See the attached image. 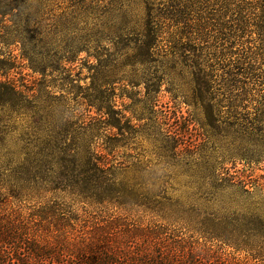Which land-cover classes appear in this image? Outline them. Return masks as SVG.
Here are the masks:
<instances>
[{
    "label": "trees",
    "instance_id": "obj_1",
    "mask_svg": "<svg viewBox=\"0 0 264 264\" xmlns=\"http://www.w3.org/2000/svg\"><path fill=\"white\" fill-rule=\"evenodd\" d=\"M149 1L142 5L153 6ZM190 3L169 0L163 12L147 7L142 21L116 28L115 37L136 36L128 49L147 85L155 80L154 89L145 90L152 101L165 82L173 83L172 63L193 76L202 66L199 61L208 58L211 71L203 74L198 100L208 102L202 107L209 111L211 90L231 92L238 76L249 77L254 58V70L261 69L264 0H225L220 8H191ZM253 34L259 44L249 48L245 38ZM160 57L168 60L161 67L171 73L152 72ZM262 78L259 74L256 81L264 84ZM22 93L16 83L0 82V101ZM100 107L103 136L85 142L69 124L55 123L51 134L39 137V144L28 142L18 154L6 144L0 147V264H264V214L251 200L223 195L232 187L245 188V180L230 169H218L199 146H187L179 131H169L172 149L164 148L159 157L196 165L209 176V184L196 191L201 198L187 206L168 196V184L153 192L140 182H127L121 177L125 162L108 132L117 128L121 143L124 116L110 106ZM183 119L186 127L195 124ZM133 212L164 222H146ZM170 220L180 225L165 223Z\"/></svg>",
    "mask_w": 264,
    "mask_h": 264
},
{
    "label": "rangeland",
    "instance_id": "obj_2",
    "mask_svg": "<svg viewBox=\"0 0 264 264\" xmlns=\"http://www.w3.org/2000/svg\"><path fill=\"white\" fill-rule=\"evenodd\" d=\"M167 1L150 0L153 6H143L145 0H0V82L10 80L23 91L8 102L0 101V147L6 144L18 154L28 142L51 134L55 123L69 124L76 136L90 141L105 133L100 106H110L124 116V140L118 142L117 128L108 132L119 160L125 162L121 177L127 182H140L153 192L168 184L173 199L187 206L198 201L196 191L209 184V176L196 165L159 157L164 148L172 149L167 133L179 131L187 146H199V152L212 156L218 169H230L245 180V188L232 187L225 197L251 200L264 214V84L256 81L263 74L264 82V56L258 60L259 71L253 66L256 58L250 61L251 74L238 76L231 92L225 87L211 90L209 111L202 107L208 102L198 100L203 74L211 71L208 58L199 61L202 66L193 70V76L172 63L173 83L165 82L152 101L145 90L154 89L155 80L147 85L143 69L134 68L137 58L128 49L136 36L125 33L116 38L115 31L142 21L147 7L163 12ZM207 5L220 8L225 0L189 4L191 8ZM245 40L249 48L259 44L257 34ZM155 61L152 72L158 70V76L172 72L161 67L168 60ZM183 118L195 124L186 127ZM133 214L146 222H164L150 213ZM165 223L180 225L173 220Z\"/></svg>",
    "mask_w": 264,
    "mask_h": 264
}]
</instances>
